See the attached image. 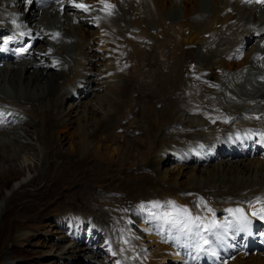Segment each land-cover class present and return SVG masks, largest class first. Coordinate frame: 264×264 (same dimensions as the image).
I'll list each match as a JSON object with an SVG mask.
<instances>
[{
  "label": "bare ground",
  "instance_id": "1",
  "mask_svg": "<svg viewBox=\"0 0 264 264\" xmlns=\"http://www.w3.org/2000/svg\"><path fill=\"white\" fill-rule=\"evenodd\" d=\"M173 1L124 0L119 4L115 17L99 29L90 31L86 21H79L81 15L63 8L61 4L40 9L34 6V0L31 1L32 11L23 16L24 22L41 32L42 44L49 42V34L43 35L44 29L60 30L66 40L54 41L52 45L54 54L59 55L68 67H58L62 70L56 75L49 73V67L36 66L37 59H23L0 67V104H6V112L10 111V115L19 120L18 124L11 125L8 132L0 131V163L8 161L6 166L0 164V179L6 176L9 182L17 176L19 178L26 168L28 171L39 168L31 179L19 180L11 195L5 197L6 204L16 193H24L29 186L32 189L26 195L44 194L45 179H54L50 168L55 161L49 162L48 156H60L64 152L56 147H62L63 139L52 128L70 125L76 118L74 133L77 140L71 147L82 159L91 148L99 146L96 143L100 138L107 137L102 135L109 131H122L141 138L138 143H141L139 147L142 149L136 155H140L142 161L137 165H140V170L150 171L151 175L157 172L155 177L166 183L167 193H193V198L198 199L196 193L203 191L207 197L229 199V205H239L240 208L249 207L248 200L254 196L264 195V161L259 157L236 158L227 154L218 161L205 162L201 155L202 143L206 144V148L209 144L212 146L216 139L235 128L257 125L253 115L264 117V81L257 80L258 76H263L260 63L264 60V51L258 52V55H263L258 60L254 57L256 49L251 45L244 51V58L233 63L238 66L230 70L220 66L221 61H226V56L234 58L236 46L244 37L247 38L252 24L264 21V11H258L252 5L231 3L230 0ZM17 2L11 0L9 5ZM180 3L181 14L178 9ZM9 5L0 0V13L7 18L11 17L12 11H21ZM228 8L230 12H224ZM179 17L182 19L175 21ZM196 48L200 50V60L204 64H197L185 73L186 62L193 60L187 58V53L194 54ZM97 50H104V53H97ZM70 57L73 60H69ZM206 72L217 75L215 83L219 87L214 84L203 86ZM90 86L97 89L93 93L94 99L82 102L81 97ZM68 97L75 100L69 108H61L63 100ZM223 102L226 107L222 106ZM55 104L58 107L52 110ZM82 104L84 108L79 110ZM192 107L201 110H192ZM71 114L76 118L70 119ZM225 118L228 123L223 122ZM52 119L53 124L49 122ZM43 121H46L45 124ZM176 125L190 129L185 133ZM183 136H188L191 141L183 143L180 140ZM34 140H38L41 146L36 152L37 156L41 154L39 167L37 163L34 166L20 164L15 169V161L25 150L23 143ZM35 148L33 145L29 147ZM157 150L160 152L156 155ZM127 151L122 148L121 160L129 158L124 155ZM222 152L224 149L219 150L218 156H223ZM173 154L179 164L161 168L162 162ZM44 159H47V164H43ZM203 164L209 166L203 168ZM180 176H185V179L180 180ZM52 186L45 189L49 190ZM152 198L146 204L148 208H155ZM146 199H124L120 205L133 214L137 210L130 208L129 202H144ZM164 200L167 207L148 211L146 216L139 214V224L145 231L147 242L143 241L138 230L131 229V225L115 228L96 222L94 227L103 231L91 235L90 241L99 239L103 245L98 244L95 250L90 248L91 251L77 243L71 251L77 255L78 245L84 254L90 252L93 257L107 251V259L112 264H117L119 260H124L125 264H142V261L164 264L168 259L166 255H169L168 239L177 235L176 239L186 243L190 251L196 254L205 252L206 249L198 244L201 228L205 224H216L220 221L219 217L213 216V213L195 212L190 208L191 197L184 199L185 210L175 207L176 201H179L176 196ZM157 238H162L161 244ZM148 244L153 245L150 250L146 248ZM247 255L238 254L229 264H264V252L245 257ZM90 260L95 261L93 258ZM88 261L83 263L80 260L76 264H88ZM177 264H182V261Z\"/></svg>",
  "mask_w": 264,
  "mask_h": 264
},
{
  "label": "rangeland",
  "instance_id": "2",
  "mask_svg": "<svg viewBox=\"0 0 264 264\" xmlns=\"http://www.w3.org/2000/svg\"><path fill=\"white\" fill-rule=\"evenodd\" d=\"M17 1L18 2L15 3L14 6L17 8L20 6L19 10L23 12L21 6H23L24 2L20 4L22 0ZM182 1L183 0L180 2ZM174 2L175 0L173 3ZM31 5L32 2L30 6ZM181 7L182 3H180V7L178 8L180 9V11L178 10L180 14L182 13ZM211 9L213 8H210V10ZM31 11L32 8L29 12L26 11V14L31 13ZM181 17L175 18V21H180L182 19ZM167 18L169 19V17ZM87 29H89V31L92 30L90 28ZM249 48L250 47H247L245 51H247ZM99 50H97V53H104V50ZM193 52L194 54L192 52H190L191 54L187 53V58H189V60H193L186 62L184 72H186L191 62H193V65L200 64L199 66L204 64V62L200 60V50L196 48V50L194 49ZM69 60H73V58L70 57ZM226 61H221L220 66L226 67L227 70L238 66L237 64L233 65V63L238 62H231L230 66L227 64L229 61ZM52 70V68L49 69V73L56 75L55 73L58 71L55 72ZM205 81L207 83H215L218 81L217 75L214 73H208L205 76ZM94 92H97V89L93 88V86H90L87 92L84 93L85 95H82V102H87L90 99H94ZM150 94H152V92H150ZM74 95L76 97L77 93ZM220 95L222 94L220 93ZM155 99L156 98L154 97V103ZM74 100L75 99L73 97L65 98L61 108H69L68 106ZM83 106L84 104L80 105L78 109L83 110ZM57 107V104H55L53 107H51V109L56 110ZM172 114H174V111ZM30 116L31 118L33 117L32 115ZM39 117H41V115H39ZM72 117L76 118L75 115L71 114L70 119H72ZM77 120L78 119L76 118L75 121L70 123V125H65L66 128L63 126H54L52 128L53 132H59L60 138L63 139L62 147L61 145H57L56 147L60 148L61 151L64 152L60 156H57V154H49L50 156H48L49 162L55 161L54 165H52L50 168V172L53 174L54 179H45V183L47 184L42 188L45 195H26V192L29 189H32V187L29 186L24 193L22 191H20V193L18 192L19 194L16 193V195L10 199L9 203H5V197L11 195L13 189L17 187L16 185H18V183L22 180L31 179L34 177L37 174L39 168H36V170L32 169L30 171H28L26 168L23 170L19 178L17 176L15 179L10 180L9 182H7L6 176L5 178L0 179V264H76V262H79L80 260L83 263L86 262V258H93L95 260L94 262L97 263L102 260V264H108L107 261L103 262L107 256L104 252L103 255L101 253L100 255L93 257L90 252L88 253L89 255L84 254L78 245L76 247L78 249L76 255L71 251V247L76 246L77 243H79L81 245L80 247H87L88 249L86 250H91L90 248L95 250V247H91L92 242L89 243L90 236H94L96 233H102L103 231L101 228L94 227L93 223L96 222H102L105 227L112 225L115 228H119L121 226L130 227L131 225V229L134 228L138 230L140 235H142L144 232L142 237L144 239L143 241H146L145 231L139 224L140 216L136 215L135 217V215L132 213L130 214L128 210L122 209L120 202L122 203V200L124 199H127L128 201L130 199L136 200L141 197H147L144 202H138L135 204L129 202L128 205L130 208H139L144 213L149 210H153L154 212L157 209L159 210L160 207H167L164 205L166 202L164 199L173 198L175 196L177 199H179V201H176L175 207L185 208L186 202L184 199L191 197V201L193 202L192 207L190 208H192L195 212L202 211V213L205 214H215L222 212L223 210L217 211L216 208H221L222 206L226 207L229 205V199L222 200L212 196L207 197L203 191L196 193V196L199 197L198 199L193 198V193H167L166 183L161 182V179H156L155 176L157 172L155 170L152 169L156 172L155 175H151L149 173L150 171L139 169L140 165L137 164H139L142 160L140 155L136 154L142 149L139 147L141 143H138V141H140L139 139L141 138L135 135L130 136L129 134L127 135L122 131H109L107 133H110V135L108 136L107 133L102 135H106L107 137H102L99 139V141L96 143V145H99L98 147L94 146V143V147L91 148V151L87 154V156L82 159L76 154L75 149L71 147V144L75 143L77 140L76 134L74 133V128L76 127L75 123ZM45 122L43 121L44 124ZM49 122H53V119ZM133 122L138 125L136 120H133ZM13 126L19 127L17 125ZM175 127H177L180 131H185V133L190 129L186 127L184 128L182 125H176ZM9 129L10 128L6 129L5 131L8 132ZM180 140H182V142L187 140L191 141L188 136H185ZM146 144H148V142H146ZM32 145L36 147L35 150L29 149V147ZM40 147L41 146L38 140L24 142L23 148L25 150L22 152L21 157L15 161V169H17L20 164H24L25 166H34L37 163L39 167L41 154L37 156L36 152L40 151ZM122 148L129 151H127L128 155L124 154L126 158L129 157L124 161L120 159ZM152 152L153 151H150V153ZM159 152L160 150H157L155 154L157 155ZM226 156L227 154H223V156L221 155L219 159H222ZM23 159H26L27 161L24 160V162ZM219 159L215 161H218ZM119 161H122V163H119ZM7 163L8 161H1L0 164L6 166ZM47 163V159H44L43 164ZM177 164H179V161L173 154V156L171 155V158L162 162L161 168H172ZM206 165L207 164H203L202 167L205 168L209 166ZM146 167L149 168L148 166ZM179 179L183 180L185 179V176H180ZM42 183L44 182H41V184ZM46 186H52V188L47 190L45 189ZM162 188H164L165 191ZM174 194L177 195L174 196ZM20 196L23 199H20ZM151 198L155 201H153L155 208H148L146 205L149 203L148 200ZM207 207H214V211H208ZM146 214H148V212L143 216H146ZM81 218H84L88 223H90L91 227L84 225V228L79 231V229L82 228ZM140 226L143 230L140 228ZM120 242H122V240ZM152 246L153 245L148 244L146 245V248L150 250ZM259 252H251L245 257H248L251 254H258ZM101 255L103 257H101ZM130 257L136 258L132 255ZM166 257L168 259H166L167 261H164V264L179 263L177 260L171 259L169 255H166ZM234 260L235 259H233L231 262ZM87 263L91 264L90 261Z\"/></svg>",
  "mask_w": 264,
  "mask_h": 264
},
{
  "label": "snow or ice",
  "instance_id": "3",
  "mask_svg": "<svg viewBox=\"0 0 264 264\" xmlns=\"http://www.w3.org/2000/svg\"><path fill=\"white\" fill-rule=\"evenodd\" d=\"M261 2H264V0H261ZM76 7H82V8H84L85 10H87V6L86 5H75ZM109 7H110V5H109ZM236 211H238V212H241V219H246V217H244L243 216V212H242V210H240V209H237ZM253 215H255V213H253ZM261 218H264V217H261Z\"/></svg>",
  "mask_w": 264,
  "mask_h": 264
}]
</instances>
